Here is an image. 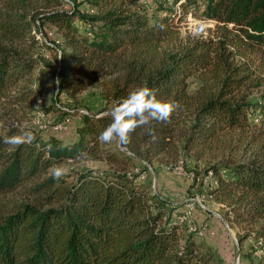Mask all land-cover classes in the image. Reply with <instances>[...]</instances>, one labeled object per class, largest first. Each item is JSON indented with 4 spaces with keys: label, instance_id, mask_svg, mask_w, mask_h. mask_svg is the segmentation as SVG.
I'll return each instance as SVG.
<instances>
[{
    "label": "trees",
    "instance_id": "1",
    "mask_svg": "<svg viewBox=\"0 0 264 264\" xmlns=\"http://www.w3.org/2000/svg\"><path fill=\"white\" fill-rule=\"evenodd\" d=\"M85 1L92 11H83L76 0H0L1 103L26 104L32 97L25 82L38 59L31 51L36 32L47 35V23L62 36L46 46L51 61L44 64L53 67L58 82L52 101L41 107L45 112L57 110L64 118L74 111L56 104L61 92L73 95L111 76L104 105L76 111L80 122L71 141L13 123L0 130V195L30 182L27 191L35 199L0 212V264H230L179 221L175 209L182 203L163 195L157 181L154 190L147 172L138 179L133 169L156 173L155 163L175 160L181 149L194 150L227 130L249 126L250 114L264 116V93L260 101L252 98V89L264 86V0H158L161 17L155 20L125 0ZM189 10L216 21L215 37H189L163 50V42L178 36L173 14ZM194 76L201 82L191 92ZM142 84L179 107L168 123H152L155 139L148 128L131 133L125 147L133 154L116 143L103 150L106 143L98 136L110 123L109 110ZM24 130L35 137L30 143L3 142ZM88 156L113 167L81 169L59 181L48 172L65 159ZM210 168L223 173L208 195L225 206L229 225L248 227L236 235L239 246L251 237L264 259V159Z\"/></svg>",
    "mask_w": 264,
    "mask_h": 264
},
{
    "label": "rangeland",
    "instance_id": "2",
    "mask_svg": "<svg viewBox=\"0 0 264 264\" xmlns=\"http://www.w3.org/2000/svg\"><path fill=\"white\" fill-rule=\"evenodd\" d=\"M80 2L79 7L83 11H90L92 8L85 0H76ZM200 1V0H197ZM148 7H144L141 0H125V4L130 7H140L146 11L152 20L161 17V11H157L155 5L158 0H149ZM170 3V0L169 2ZM69 7V5H65ZM142 6L144 8H142ZM177 11L178 8L176 7ZM182 13V12H181ZM174 26L178 31L176 39H170L161 44L163 50L175 49L180 45V41H186L189 37L208 36L215 37V22L213 19H206L189 10L186 14L175 12L173 14ZM47 35L40 31L36 32L38 43L32 49L34 57L38 62L33 67L29 78L25 82L26 86L33 89L32 97L28 103H17L12 105L0 102V130L8 124L28 126L40 132L43 136L54 134L61 137L63 141L68 142L75 136L77 124L80 122V114L76 111L80 108L87 109L89 112L97 111L105 103L102 92L109 83L111 76H105L96 82L89 84L84 90L76 94L61 92L57 99L59 102L73 110L74 112L66 115L68 122L66 128L61 131L52 129L55 121L61 120L60 113L57 110L45 112L41 107L52 101L56 93V84L53 80V67L44 64V61H51L50 51L46 47L53 37L60 38L59 32L53 25L45 24ZM49 31L51 33L49 34ZM189 91L194 92L198 89L201 80L198 76L190 78ZM264 83V77L262 79ZM264 93V86L259 89H252V98L260 101L261 94ZM7 101V100H6ZM8 102V101H7ZM250 124L245 128H233L222 133L212 143L187 151L181 149L177 158L169 162L155 163L154 168L157 174L147 171L148 177H154L157 181L159 191L170 199L182 203L175 213L179 214L185 206L189 208L192 221L198 225H206L208 228L202 235L196 236L211 245L213 248L227 257L230 264H264L261 255L263 250L251 237L242 240L240 246L236 235L239 232H247L248 227L239 224H230L224 219L225 206L208 195V190L215 186L214 179L208 174L210 165L225 161L264 159V116L256 112L250 114ZM115 141L105 144L103 150L113 149ZM57 166L66 168L67 174L75 175L81 169L89 168L93 170H107L113 165L102 157H85L79 160L65 159L48 168V172ZM219 170L217 174L223 173ZM47 172V173H48ZM46 174V173H45ZM43 174V175H45ZM74 176H72V179ZM40 177L36 178L39 180ZM32 182V181H31ZM30 182L23 184L14 191L0 195V212L12 210L14 206L24 202H35L34 194L27 191ZM207 206L201 207L197 199ZM185 199V200H184ZM186 202V204H184ZM193 205V206H192ZM192 207V208H191ZM216 213H219L217 215ZM228 226H227V225ZM239 247V250H238Z\"/></svg>",
    "mask_w": 264,
    "mask_h": 264
},
{
    "label": "clouds",
    "instance_id": "3",
    "mask_svg": "<svg viewBox=\"0 0 264 264\" xmlns=\"http://www.w3.org/2000/svg\"><path fill=\"white\" fill-rule=\"evenodd\" d=\"M178 107L174 101L158 98L152 89L142 84L111 107L108 113L110 123L100 132L98 141L106 144L115 141L119 146H126L130 143L131 133L138 128H148L149 135L155 139L154 131L151 129L152 123L154 121L168 123ZM34 138L30 130H24L6 137L3 142L19 146L30 143ZM67 171L63 166H57L52 170V178L59 181Z\"/></svg>",
    "mask_w": 264,
    "mask_h": 264
},
{
    "label": "built area",
    "instance_id": "4",
    "mask_svg": "<svg viewBox=\"0 0 264 264\" xmlns=\"http://www.w3.org/2000/svg\"><path fill=\"white\" fill-rule=\"evenodd\" d=\"M66 1H69V0H66ZM141 3H142V5L144 6V7H148L149 6V4H150V2H149V0H141ZM93 9H91L90 11H92ZM51 33V31H49V34ZM56 41H58V40H56ZM47 43L49 44V45H53V43H52V41L50 40V41H47ZM59 55H60V50H58V54H57V57L59 58ZM57 80H55V84H57ZM56 104L57 105H59L60 107H64V108H67V107H65V106H63V105H61L59 102H56ZM80 112H88V110L87 109H84V108H80V109H78ZM67 122H68V117H64V118H62L61 120H58V121H55L53 124H52V129H54L55 131H58V132H61V131H63L65 128H66V126H67ZM116 146H117V149H119V150H121V151H123V152H125V153H127V154H129V155H131V154H133L132 153V151H130L127 147H125V146H119V145H117V143H116ZM148 165V164H147ZM148 167H149V169H151V167L148 165ZM133 171L134 172H138V174H137V178L138 179H144L145 178V176H146V172L147 171H145V170H140V166H136V167H134V169H133ZM208 174L213 178V177H215V179H214V183H215V186L217 185V183H218V178H217V176H216V173L213 171V169L212 168H210V169H208ZM152 187H153V189L154 190H156V181H154L153 180V182H152ZM185 200V199H184ZM197 203L201 206V207H203V208H207V206H205V204L201 201V199H197ZM184 204H186V202L184 203ZM186 205H188V204H186ZM193 206V205H192ZM192 208V207H191ZM208 209V208H207ZM190 213V210H189V208L188 207H186L185 206V208L179 213V214H177V217H178V219H179V221L181 222V223H185L186 224V226H187V229L189 230V231H193V232H196L197 234H199V235H202L204 232H206V230H207V226L206 225H203V226H201V225H198V224H196L194 221H192V218H191V215L189 214ZM217 215H219L220 216V214L219 213H216ZM227 225V224H226ZM228 226V225H227Z\"/></svg>",
    "mask_w": 264,
    "mask_h": 264
},
{
    "label": "water",
    "instance_id": "5",
    "mask_svg": "<svg viewBox=\"0 0 264 264\" xmlns=\"http://www.w3.org/2000/svg\"><path fill=\"white\" fill-rule=\"evenodd\" d=\"M154 181H156V178L154 177V179H153ZM238 250H239V247H238Z\"/></svg>",
    "mask_w": 264,
    "mask_h": 264
},
{
    "label": "crops",
    "instance_id": "6",
    "mask_svg": "<svg viewBox=\"0 0 264 264\" xmlns=\"http://www.w3.org/2000/svg\"><path fill=\"white\" fill-rule=\"evenodd\" d=\"M75 133H76V130H75Z\"/></svg>",
    "mask_w": 264,
    "mask_h": 264
}]
</instances>
